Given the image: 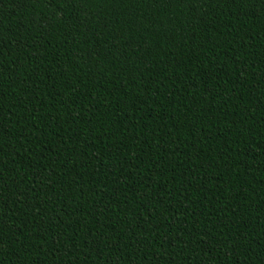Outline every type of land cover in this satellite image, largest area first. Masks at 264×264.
I'll use <instances>...</instances> for the list:
<instances>
[{
	"label": "trees",
	"instance_id": "trees-1",
	"mask_svg": "<svg viewBox=\"0 0 264 264\" xmlns=\"http://www.w3.org/2000/svg\"><path fill=\"white\" fill-rule=\"evenodd\" d=\"M0 264H264V0H0Z\"/></svg>",
	"mask_w": 264,
	"mask_h": 264
}]
</instances>
